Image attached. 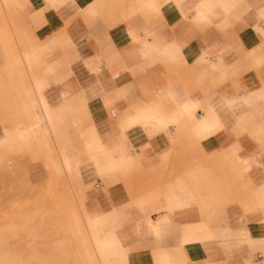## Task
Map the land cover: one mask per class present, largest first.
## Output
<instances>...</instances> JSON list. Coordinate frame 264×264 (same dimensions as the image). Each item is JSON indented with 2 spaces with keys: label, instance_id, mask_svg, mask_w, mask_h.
<instances>
[{
  "label": "crops",
  "instance_id": "0c3cea01",
  "mask_svg": "<svg viewBox=\"0 0 264 264\" xmlns=\"http://www.w3.org/2000/svg\"><path fill=\"white\" fill-rule=\"evenodd\" d=\"M62 154L103 264H264V0H0V189Z\"/></svg>",
  "mask_w": 264,
  "mask_h": 264
},
{
  "label": "rangeland",
  "instance_id": "374dc122",
  "mask_svg": "<svg viewBox=\"0 0 264 264\" xmlns=\"http://www.w3.org/2000/svg\"><path fill=\"white\" fill-rule=\"evenodd\" d=\"M120 1L123 0H117ZM135 7L125 17L118 15L117 20L132 16ZM14 28L12 19L9 24L5 21V48L11 47L7 37L18 36ZM62 157V170L70 177L55 166L41 184L31 182L23 173L17 176L18 184L10 183L12 172L4 177L0 189V264L101 263L88 257L78 233L79 220L86 217L83 192L93 189L94 184L83 185L75 174L76 168L68 165V156L62 154ZM6 165L8 168L9 164ZM241 207L246 206L241 204Z\"/></svg>",
  "mask_w": 264,
  "mask_h": 264
},
{
  "label": "bare ground",
  "instance_id": "6f19581e",
  "mask_svg": "<svg viewBox=\"0 0 264 264\" xmlns=\"http://www.w3.org/2000/svg\"><path fill=\"white\" fill-rule=\"evenodd\" d=\"M138 3L140 2V0H136ZM153 1V0H152ZM166 1H175V0H166ZM3 32H5L3 30ZM17 60V59H16ZM14 61V60H13ZM17 62V61H16ZM48 116V115H47ZM45 116V117H47ZM44 117V118H45ZM43 118V116H42ZM47 120V119H46ZM45 120V122H46ZM201 121L196 120L195 125L199 124ZM38 123V122H37ZM24 127V126H23ZM27 127V126H26ZM25 128V127H24ZM31 128V127H30ZM33 128V127H32ZM18 129V128H16ZM20 129V128H19ZM21 129H23L21 127ZM27 129V128H26ZM29 129V128H28ZM25 131V130H24ZM18 133V131H16ZM14 134V132H13ZM34 134V133H32ZM16 134H14L13 136L15 137ZM25 135V134H24ZM27 136V134H26ZM25 136V137H26ZM19 137V136H18ZM16 138V137H15ZM22 139V137H21ZM240 158V157H238ZM255 158V157H254ZM241 159V158H240ZM257 159V158H256ZM255 159V160H256ZM263 159V158H262ZM259 161V160H258ZM77 222V221H76ZM77 224V223H76ZM69 226V225H68ZM79 230L78 233L80 235V238L82 239L84 245H85V253L88 255V257L90 259H99L101 261L102 256L104 254V251L100 249V247H97V242H96V234L94 232L93 226H92V220L91 218L86 215V217H84V219L81 221L79 220ZM68 229H71V226L68 227ZM77 229V228H76ZM78 250V249H77ZM80 250H78L79 252ZM84 253V254H85ZM85 254V255H86ZM100 264H103L102 262ZM162 264H172V259H165L164 262Z\"/></svg>",
  "mask_w": 264,
  "mask_h": 264
}]
</instances>
